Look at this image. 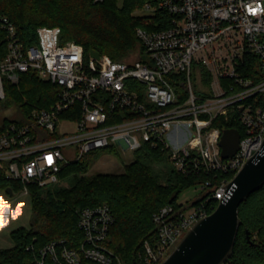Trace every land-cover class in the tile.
Returning a JSON list of instances; mask_svg holds the SVG:
<instances>
[{"label": "built area", "instance_id": "2783aa9c", "mask_svg": "<svg viewBox=\"0 0 264 264\" xmlns=\"http://www.w3.org/2000/svg\"><path fill=\"white\" fill-rule=\"evenodd\" d=\"M141 9L145 12L139 14L147 17L136 28L140 48L132 60L101 54L85 60L80 43L60 41L59 26H39L37 42L25 44L0 14V38L7 49L0 60V100L6 97L5 83L17 84L28 70L58 89L50 107H34L26 121H10L0 131V179L21 184L5 193L29 195L30 185L58 182L64 164L94 149L114 145L135 153L146 143L167 148L181 173L222 174L209 196L219 200L261 147L264 0H145ZM217 119L242 128L229 127L239 131L240 141L236 153L226 158L220 139L228 128L215 125ZM61 122L76 127L62 133ZM212 183L207 179L198 187ZM208 200L184 209L172 204L159 208L153 214L155 242L144 241V264H159L209 214ZM8 211L13 215L15 207ZM78 212L79 248L66 247L64 239L48 242L36 264H46L47 256L55 264H78L80 255L111 262L113 252L104 244L114 222L109 204L83 206Z\"/></svg>", "mask_w": 264, "mask_h": 264}, {"label": "trees", "instance_id": "16d2710c", "mask_svg": "<svg viewBox=\"0 0 264 264\" xmlns=\"http://www.w3.org/2000/svg\"><path fill=\"white\" fill-rule=\"evenodd\" d=\"M145 0H0V14L16 27L25 44L37 42V28L41 25L59 26L60 41L74 40L84 48V58L90 50L113 60H125L140 48L136 28L145 25V15L134 13ZM2 33H0L1 36ZM5 39L0 38V60L6 54ZM252 69V68H249ZM250 70L245 72L248 75ZM205 81L209 80L206 73ZM177 89L181 83H176ZM6 97L0 107L15 104L21 118L3 117L0 131L10 121L24 122L34 107H50L58 98L55 84L44 80L34 70L20 75L17 84L5 83ZM68 113V110H67ZM77 116V115H76ZM215 125L224 128L241 125L230 119H217ZM62 167L59 178L67 177L70 185L57 182L43 186L30 185L29 197L32 216L29 227L11 230L14 244L0 249V264H36L39 250L48 242L64 239L66 247L78 249L83 231L78 225L79 209L87 205L108 203L114 222L111 224L105 246L113 252L109 263H101L80 255L78 264H144V241L155 242L157 227L153 214L166 204L184 209L206 202L208 213L218 205L213 197L220 173L179 172L171 164L170 152L160 145L143 144L133 161L125 163L120 172H100L86 175L88 162L82 158ZM81 174V175H80ZM228 179L230 173L223 174ZM212 185L204 187L191 202H179V194L205 180ZM19 182L1 178L0 190H18ZM241 224L231 256L223 264H264V184L252 192L239 206ZM46 264H55L50 256Z\"/></svg>", "mask_w": 264, "mask_h": 264}, {"label": "water", "instance_id": "95a60500", "mask_svg": "<svg viewBox=\"0 0 264 264\" xmlns=\"http://www.w3.org/2000/svg\"><path fill=\"white\" fill-rule=\"evenodd\" d=\"M96 58L100 53L90 50ZM240 133L225 129L220 139L223 158L239 148ZM264 184V141L226 185L216 208L197 221L159 264H223L232 254L241 224L240 204ZM12 194V189H7Z\"/></svg>", "mask_w": 264, "mask_h": 264}, {"label": "rangeland", "instance_id": "374dc122", "mask_svg": "<svg viewBox=\"0 0 264 264\" xmlns=\"http://www.w3.org/2000/svg\"><path fill=\"white\" fill-rule=\"evenodd\" d=\"M134 13H143L145 10H140V7L136 9ZM138 49L129 54L125 60H132L135 58ZM11 116V117H10ZM3 117H10L18 119L21 117L20 109L12 104L10 107H0V120ZM73 122H61L59 124L60 132H69L75 128ZM136 152L126 151L118 146H108L105 148L94 149L89 153H86L82 161L89 164L86 175L96 174L100 172H120L124 169L125 163H129L134 160ZM171 164H173L171 162ZM81 175V174H80ZM60 186H69L70 182L67 177L59 179L57 182ZM199 187H189L183 190L179 196V202H191L201 194ZM8 206L15 207L14 214L9 213ZM32 216V205L29 195H14L11 196L5 193L4 190H0V249L11 247L14 242L10 235L11 230L25 226L29 227Z\"/></svg>", "mask_w": 264, "mask_h": 264}, {"label": "crops", "instance_id": "0c3cea01", "mask_svg": "<svg viewBox=\"0 0 264 264\" xmlns=\"http://www.w3.org/2000/svg\"><path fill=\"white\" fill-rule=\"evenodd\" d=\"M10 117H11V116H10ZM21 117H22V114H21ZM21 117H20V118H21Z\"/></svg>", "mask_w": 264, "mask_h": 264}]
</instances>
